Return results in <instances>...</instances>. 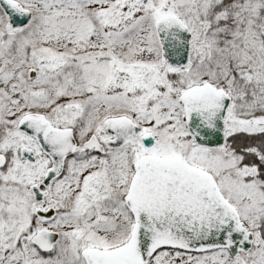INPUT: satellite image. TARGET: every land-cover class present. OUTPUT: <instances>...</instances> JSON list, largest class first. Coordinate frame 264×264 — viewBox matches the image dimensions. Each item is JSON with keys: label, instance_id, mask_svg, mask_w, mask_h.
<instances>
[{"label": "snow or ice", "instance_id": "1", "mask_svg": "<svg viewBox=\"0 0 264 264\" xmlns=\"http://www.w3.org/2000/svg\"><path fill=\"white\" fill-rule=\"evenodd\" d=\"M0 264H264V0H0Z\"/></svg>", "mask_w": 264, "mask_h": 264}]
</instances>
